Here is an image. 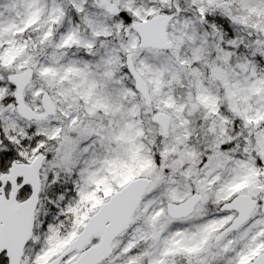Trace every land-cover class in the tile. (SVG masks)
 Masks as SVG:
<instances>
[{"label": "snow or ice", "instance_id": "obj_1", "mask_svg": "<svg viewBox=\"0 0 264 264\" xmlns=\"http://www.w3.org/2000/svg\"><path fill=\"white\" fill-rule=\"evenodd\" d=\"M0 264H264V0H0Z\"/></svg>", "mask_w": 264, "mask_h": 264}]
</instances>
